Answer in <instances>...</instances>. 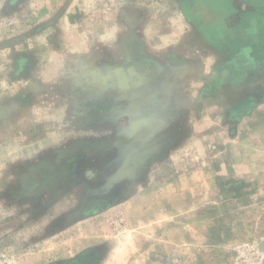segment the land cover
I'll list each match as a JSON object with an SVG mask.
<instances>
[{
    "label": "rangeland",
    "instance_id": "1",
    "mask_svg": "<svg viewBox=\"0 0 264 264\" xmlns=\"http://www.w3.org/2000/svg\"><path fill=\"white\" fill-rule=\"evenodd\" d=\"M198 30L174 0H0V264H264V101L206 79Z\"/></svg>",
    "mask_w": 264,
    "mask_h": 264
},
{
    "label": "crops",
    "instance_id": "2",
    "mask_svg": "<svg viewBox=\"0 0 264 264\" xmlns=\"http://www.w3.org/2000/svg\"><path fill=\"white\" fill-rule=\"evenodd\" d=\"M199 1H207L205 3L208 5L216 0ZM201 2L198 4L201 5ZM204 2L202 3L205 5ZM231 2L232 0H220L219 7L212 5L207 7L209 10L206 11V20L210 25L207 28L196 27L198 24L193 21L195 17L189 14L181 3L179 6L190 25L199 28L198 31L203 32L201 35L203 40L216 49L214 59H217L218 64H215L214 71L220 77L214 75L213 77L207 76L206 79L212 82L222 80L223 90L226 91L227 97H232V95L239 97L240 102L248 99L263 102L264 56H260L259 52L256 53V47L264 44V12L254 15L253 13H240L238 9L231 6ZM194 4V8L198 6ZM243 64L245 68L241 70L240 67ZM223 100L226 102L225 97Z\"/></svg>",
    "mask_w": 264,
    "mask_h": 264
},
{
    "label": "flooded vegetation",
    "instance_id": "3",
    "mask_svg": "<svg viewBox=\"0 0 264 264\" xmlns=\"http://www.w3.org/2000/svg\"><path fill=\"white\" fill-rule=\"evenodd\" d=\"M176 2L178 3V4H182L183 5V7L185 8V10L186 11H188V13L189 14H192V16L193 17H195L194 18V22L196 23V24H198L196 27H201V28H207V27H209L210 25L208 24V21L206 20V18H207V16H206V11L207 10H209V8H207V7H209L210 5H212L213 7H219L220 6V0H216V1H211V3L210 2H208V3H210V4H206L205 2H207V1H202V2H204L205 3V5L201 2V1H199V0H176ZM198 2H201V5L200 4H198ZM194 3H196V5H198L197 7H193L195 4ZM199 7H200V9H199ZM194 8V9H193ZM212 25V24H211ZM256 50H257V52L256 53H258L260 56H264V44H260V45H258L257 47H256ZM252 74V73H251Z\"/></svg>",
    "mask_w": 264,
    "mask_h": 264
}]
</instances>
